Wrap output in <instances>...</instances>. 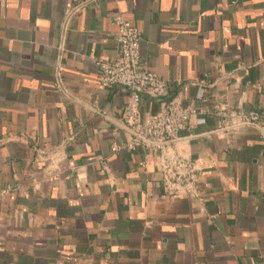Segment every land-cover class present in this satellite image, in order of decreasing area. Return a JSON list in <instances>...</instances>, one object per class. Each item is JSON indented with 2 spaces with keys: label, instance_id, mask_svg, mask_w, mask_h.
<instances>
[{
  "label": "crops",
  "instance_id": "crops-1",
  "mask_svg": "<svg viewBox=\"0 0 264 264\" xmlns=\"http://www.w3.org/2000/svg\"><path fill=\"white\" fill-rule=\"evenodd\" d=\"M119 15L169 85L141 93L139 124L163 101L196 113L113 152L137 132L96 63L120 54ZM168 152L196 197L164 195ZM0 264H264V0H0Z\"/></svg>",
  "mask_w": 264,
  "mask_h": 264
},
{
  "label": "built area",
  "instance_id": "built-area-1",
  "mask_svg": "<svg viewBox=\"0 0 264 264\" xmlns=\"http://www.w3.org/2000/svg\"><path fill=\"white\" fill-rule=\"evenodd\" d=\"M112 23L118 27L116 40L120 45V54L113 61L98 59L100 83L103 87H122L131 91V107L126 111V120L136 123V137L124 144L114 143L112 151L121 148L140 147L146 141L172 140L182 133L190 131V117L196 113L191 107H185L175 101L162 102L161 109L149 120L139 124L137 107L141 93L147 92L154 98H163L168 94L169 85L155 72L141 66L140 31L122 16H115ZM235 115L231 114V117ZM240 124L257 125L260 115L256 111L240 112L237 115ZM229 122V121H228ZM222 121L219 127L225 129L230 123ZM161 187L165 196L185 193L196 197L198 175L194 163L173 153H165L160 163Z\"/></svg>",
  "mask_w": 264,
  "mask_h": 264
}]
</instances>
